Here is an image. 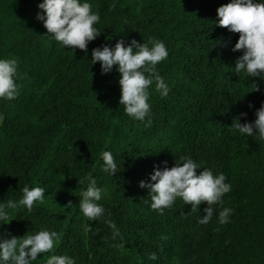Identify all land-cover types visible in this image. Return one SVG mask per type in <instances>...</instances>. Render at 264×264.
<instances>
[{
	"label": "trees",
	"instance_id": "trees-1",
	"mask_svg": "<svg viewBox=\"0 0 264 264\" xmlns=\"http://www.w3.org/2000/svg\"><path fill=\"white\" fill-rule=\"evenodd\" d=\"M42 2L0 0V59L15 58L19 74L16 98H0V203H18L25 185L45 189L31 212L7 209L11 221H0V235L57 232L53 250L32 264L53 254L75 264H264V141L229 128L236 117L255 121L264 80L235 72L239 34L219 27L217 16L231 0H81L100 15L101 35L87 53L47 33L36 18ZM149 38L168 51L156 70L170 91L162 97L151 85L150 116L139 121L119 103L118 66L102 74L92 50ZM103 151L112 152L115 175L102 170ZM180 156L201 166L197 174L207 168L226 176L231 191L223 207L233 209L227 224L218 221L220 205L207 224L198 223L206 203L191 212L178 197L162 215L151 208L140 182L151 183L154 168H171ZM89 174L102 190L97 220L79 208ZM109 220L119 230L115 239Z\"/></svg>",
	"mask_w": 264,
	"mask_h": 264
},
{
	"label": "clouds",
	"instance_id": "clouds-1",
	"mask_svg": "<svg viewBox=\"0 0 264 264\" xmlns=\"http://www.w3.org/2000/svg\"><path fill=\"white\" fill-rule=\"evenodd\" d=\"M42 13L37 14V19L42 21L47 33L63 46L80 49L87 53L88 44L101 35L95 27L100 21V15L93 11L89 2L81 0H43L38 5ZM115 8V5H111ZM218 26L238 33L239 39L232 51H242L235 65V72L246 73L249 77L264 80V3L259 0H231L230 3L217 9ZM151 45V47L149 46ZM168 51L165 44L156 39L149 38L147 43H139L135 39L125 46V41L120 39L114 47L104 45L92 50V63L99 62L102 74L112 71L113 66H118L120 73L119 85L121 88L120 105L124 106L125 113L139 121H145L150 116L149 87L155 84V90L162 97L170 91L165 80L159 75L156 66L167 59ZM18 61L15 58L0 59V98L12 100L18 95V86L15 78L18 77ZM255 83V82H254ZM255 83L253 91H259ZM252 91V92H253ZM249 107H252L250 104ZM246 113L240 116L246 117ZM254 122H240V117L233 120L230 129L247 136L258 135L264 141V104L256 111ZM146 126H151V119ZM103 171L112 175L117 173V164L110 151L102 152ZM166 164V162H164ZM191 157L180 156L175 166L162 170L154 168L150 176L151 183L140 182V187L149 189L152 201L151 208L163 214L165 208L171 207L179 197L187 205H191V212H197L201 203L208 207L206 213L198 219V223L207 224L212 219L213 205H220L218 221L221 225L229 222L233 209L223 207L222 197L231 191V185L225 183L226 176H214L212 171L203 168ZM89 181L86 191L82 193L79 208L89 220H97L104 215V208L98 203L102 199V190L97 187V182L91 174L85 177ZM79 183H84L83 180ZM23 196L17 202L12 200L0 203V221L9 223L7 209L26 207L28 212L33 210L34 203L43 202L45 189L43 187L29 188L25 185L22 189ZM65 207H72L69 201ZM4 223V224H7ZM113 231V238L119 235V230L112 221H106ZM85 232L91 231L90 226H84ZM164 237H162L163 239ZM59 235L55 231L40 230L36 234H26L22 238L12 236L10 239L0 235V264H32L37 260L38 254L49 253L53 250ZM123 246V245H121ZM155 253L149 254V259L155 260ZM46 264H75L67 255H51Z\"/></svg>",
	"mask_w": 264,
	"mask_h": 264
}]
</instances>
